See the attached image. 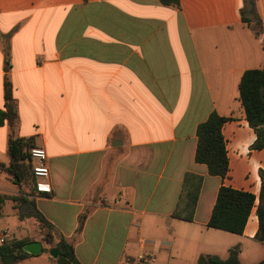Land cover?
Masks as SVG:
<instances>
[{
  "label": "crops",
  "instance_id": "1",
  "mask_svg": "<svg viewBox=\"0 0 264 264\" xmlns=\"http://www.w3.org/2000/svg\"><path fill=\"white\" fill-rule=\"evenodd\" d=\"M242 8L243 0H0V109L8 54L17 113L12 132L0 126V164L10 135L46 151L49 178L35 179L46 196L28 198L73 240L80 264H141L140 254L197 264L233 248L241 264L264 259L254 240L264 149L251 148L238 93L243 73L263 67L264 35L242 23ZM254 9L264 25V0ZM212 112L229 119L224 179L194 161L196 129ZM186 173L202 177L191 222L172 216ZM221 185L255 197L241 235L207 227ZM17 195L0 172V196ZM19 214L9 199L0 208L9 241L6 220L34 221ZM49 249L42 243L16 264H53Z\"/></svg>",
  "mask_w": 264,
  "mask_h": 264
},
{
  "label": "trees",
  "instance_id": "2",
  "mask_svg": "<svg viewBox=\"0 0 264 264\" xmlns=\"http://www.w3.org/2000/svg\"><path fill=\"white\" fill-rule=\"evenodd\" d=\"M163 5L178 7L179 0H160ZM241 21L244 25H253L256 31L264 35V25L258 19L254 0H243V8L240 10ZM8 54L4 58V83L3 99L4 106L0 109V126L5 122L12 132L17 123V113L14 98L12 96L11 84L7 77L9 70ZM239 99L244 110L245 119L248 126L255 135V141L251 146L254 150L264 149V64L260 69L247 70L243 73L238 85ZM229 119L212 112L206 121L199 124L196 129V148L194 161L203 164L207 168L209 176L224 179L228 173V157L225 141L222 135V126ZM30 139L13 138L11 135L7 142L8 165L0 164V172L5 173L10 181L17 187L18 195L13 197L0 196V208L5 200L15 202L20 209L23 207L27 213H20L19 218L31 217L39 224L45 232L44 240L46 243L51 238L56 239L53 248L57 250V258H52L53 264H80L74 255L73 240L65 239L58 230L50 224L41 213L35 208L32 197H43L46 193L40 192L35 187V178L31 173V167L25 163L27 153L32 148ZM30 176L33 180L32 192L22 191L21 182ZM260 180V191L258 204L256 206V217L258 222L257 232L254 240L264 246V169L258 172ZM202 184V177L192 173H186L183 178L181 191L172 213V216L181 221L191 222L198 199L199 190ZM25 192V193H24ZM255 197L249 192L235 190L221 185L218 189L214 206L212 208L207 227L220 230L234 235H241L251 209L254 206ZM85 214L78 220L76 234L82 228ZM32 239L15 240L11 239L0 244V264H16L33 255L27 254L22 247ZM47 252L46 249H43ZM197 264H241L238 259V250L230 249L226 259L217 256L201 255L197 259ZM257 264H264L262 259Z\"/></svg>",
  "mask_w": 264,
  "mask_h": 264
},
{
  "label": "rangeland",
  "instance_id": "3",
  "mask_svg": "<svg viewBox=\"0 0 264 264\" xmlns=\"http://www.w3.org/2000/svg\"><path fill=\"white\" fill-rule=\"evenodd\" d=\"M251 27L256 29L253 25H251ZM21 185H22L21 188L23 189L22 191H25L27 193L32 192L33 180L30 179L29 175L24 180H22ZM19 213H21V214L27 213V211L23 207H21L19 209ZM6 221L8 224L7 228L15 235V240H20L21 236H23L25 233H28L25 240H27V239L29 240L30 238L31 239L32 238H39L42 241V243H44L47 247H51V248H53V245L56 242L55 238L52 237L51 241L49 243H46V241L44 240L45 232H44V230L41 229L39 224H37V222H35V220L33 221L32 219H30V220L28 219L26 221L19 222V221L15 220L14 218H10ZM2 225H0L1 226L0 228H2ZM17 228H21V229L18 231ZM28 236H32V237L29 238Z\"/></svg>",
  "mask_w": 264,
  "mask_h": 264
},
{
  "label": "built area",
  "instance_id": "4",
  "mask_svg": "<svg viewBox=\"0 0 264 264\" xmlns=\"http://www.w3.org/2000/svg\"><path fill=\"white\" fill-rule=\"evenodd\" d=\"M25 163L31 167L33 178L38 180H48L49 170L47 165L46 151L41 147H32L28 150ZM6 233L0 234V244L8 241ZM136 261L141 264H155V257L151 254H140L136 257Z\"/></svg>",
  "mask_w": 264,
  "mask_h": 264
},
{
  "label": "water",
  "instance_id": "5",
  "mask_svg": "<svg viewBox=\"0 0 264 264\" xmlns=\"http://www.w3.org/2000/svg\"><path fill=\"white\" fill-rule=\"evenodd\" d=\"M22 250L27 254L37 256L42 253V243L39 241L28 242L22 247ZM48 255L53 259L57 258V250L55 248L49 249Z\"/></svg>",
  "mask_w": 264,
  "mask_h": 264
}]
</instances>
